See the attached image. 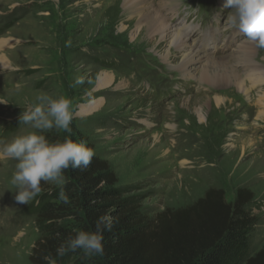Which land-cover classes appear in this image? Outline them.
Instances as JSON below:
<instances>
[{"label":"rangeland","instance_id":"1","mask_svg":"<svg viewBox=\"0 0 264 264\" xmlns=\"http://www.w3.org/2000/svg\"><path fill=\"white\" fill-rule=\"evenodd\" d=\"M176 4L173 20L194 25L189 41L197 48L220 31L211 54L229 67H210L207 79L200 70L183 77L179 53L166 58L168 41L152 37L151 18L127 0H0V140L27 130L19 116L37 93L69 97L66 135L87 139L112 165L122 197L135 198L149 217L212 189L230 202L238 188L252 191L254 254L264 248V49L243 34L223 48L238 29L220 0ZM239 44L249 46L246 59L228 53ZM103 72L114 80L97 89ZM77 77L85 83L73 87ZM14 167L0 159V264H32L39 230L25 210L31 202L15 201Z\"/></svg>","mask_w":264,"mask_h":264},{"label":"trees","instance_id":"2","mask_svg":"<svg viewBox=\"0 0 264 264\" xmlns=\"http://www.w3.org/2000/svg\"><path fill=\"white\" fill-rule=\"evenodd\" d=\"M51 142L66 133H45ZM75 141L92 144L81 135ZM63 190L69 203L60 201L59 186L41 182L42 192L26 207L39 230L32 264H264V248L252 254L250 234L255 219L250 208L255 194L238 188L234 201L223 190L212 189L189 206L167 208L155 218L142 211L135 198H123L112 165L97 155L84 170L64 172ZM110 213L116 223L104 232V254L82 250L57 255V248L77 231L95 229L99 216Z\"/></svg>","mask_w":264,"mask_h":264},{"label":"clouds","instance_id":"3","mask_svg":"<svg viewBox=\"0 0 264 264\" xmlns=\"http://www.w3.org/2000/svg\"><path fill=\"white\" fill-rule=\"evenodd\" d=\"M224 8L230 9L228 20L246 41L264 49V0H224ZM77 77L73 87L84 84ZM74 117L72 100L64 95L53 96L39 92L35 100L19 116L27 126L7 141L0 140V159L15 161L10 184L15 188V201L28 204L42 192L41 182L54 183L61 188L59 199L68 204L63 190L66 183L64 172L68 169H87L95 156L93 148L84 141H75L70 135L62 141L51 142L44 134L49 130L71 132ZM116 220L106 213L97 218L95 229L80 230L68 237L57 248V255L82 250L86 255L104 254V232L111 231ZM49 264L51 258L46 257Z\"/></svg>","mask_w":264,"mask_h":264},{"label":"bare ground","instance_id":"4","mask_svg":"<svg viewBox=\"0 0 264 264\" xmlns=\"http://www.w3.org/2000/svg\"><path fill=\"white\" fill-rule=\"evenodd\" d=\"M176 1L177 0H159V3H156L154 0H127L129 4L135 3V6H138L140 11L144 13L145 19L148 17L151 18L152 37L158 35L160 38L168 41L170 47L166 53V58L172 55L171 53L173 50L179 53L181 62L178 66L183 77L196 78V72L197 70H200V78L207 79V77H210V67L216 65L229 67L231 63L230 61H226L224 59L218 60L211 54V46L217 49L219 45V41L217 40L218 33L220 31L216 29L215 32L211 31L207 35H204L202 39L204 46L203 49H201L199 46L197 48V44L195 45L193 41H189V36H192L194 31V25H188L185 20H181L180 24L178 25L173 20V18H176L174 11L181 6L180 4L177 5ZM220 2L224 5V0H220ZM164 8H167L168 12L172 11L169 14L170 17L166 16V14L161 11V9L164 10ZM240 34L242 33L236 31L233 37L227 40V45H225V42L223 43V48H225V46H229L231 48L236 36ZM228 53L232 54V57H235L239 60L246 59V56L249 53V46L245 44H239L236 47H233L232 51ZM113 80V74L108 72L101 73L98 79L97 89L109 86ZM95 108L96 105L90 107L89 109L82 108L81 113L91 112Z\"/></svg>","mask_w":264,"mask_h":264}]
</instances>
